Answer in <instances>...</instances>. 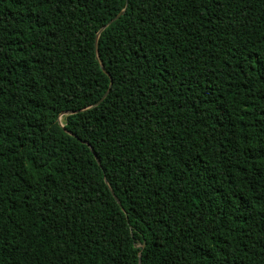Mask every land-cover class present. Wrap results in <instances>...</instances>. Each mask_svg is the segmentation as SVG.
Listing matches in <instances>:
<instances>
[{
	"label": "trees",
	"instance_id": "16d2710c",
	"mask_svg": "<svg viewBox=\"0 0 264 264\" xmlns=\"http://www.w3.org/2000/svg\"><path fill=\"white\" fill-rule=\"evenodd\" d=\"M0 264H264V0H0Z\"/></svg>",
	"mask_w": 264,
	"mask_h": 264
},
{
	"label": "water",
	"instance_id": "95a60500",
	"mask_svg": "<svg viewBox=\"0 0 264 264\" xmlns=\"http://www.w3.org/2000/svg\"><path fill=\"white\" fill-rule=\"evenodd\" d=\"M117 17H118V15H117L116 17H114V18L112 19V21L115 20ZM94 46H95V44H94ZM105 74L108 75L107 72H105Z\"/></svg>",
	"mask_w": 264,
	"mask_h": 264
}]
</instances>
